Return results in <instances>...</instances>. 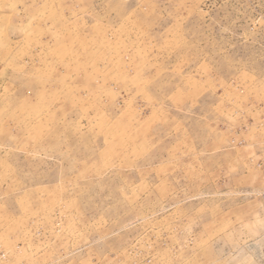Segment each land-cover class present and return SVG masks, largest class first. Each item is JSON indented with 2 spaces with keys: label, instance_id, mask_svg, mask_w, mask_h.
<instances>
[{
  "label": "rangeland",
  "instance_id": "374dc122",
  "mask_svg": "<svg viewBox=\"0 0 264 264\" xmlns=\"http://www.w3.org/2000/svg\"><path fill=\"white\" fill-rule=\"evenodd\" d=\"M0 264H264V0H0Z\"/></svg>",
  "mask_w": 264,
  "mask_h": 264
}]
</instances>
